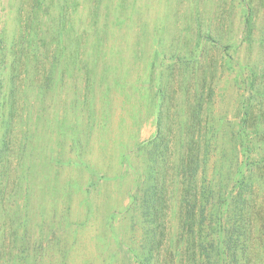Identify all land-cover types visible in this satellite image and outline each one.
<instances>
[{
  "label": "rangeland",
  "instance_id": "obj_1",
  "mask_svg": "<svg viewBox=\"0 0 264 264\" xmlns=\"http://www.w3.org/2000/svg\"><path fill=\"white\" fill-rule=\"evenodd\" d=\"M0 228L27 264H264V0H0Z\"/></svg>",
  "mask_w": 264,
  "mask_h": 264
},
{
  "label": "trees",
  "instance_id": "obj_2",
  "mask_svg": "<svg viewBox=\"0 0 264 264\" xmlns=\"http://www.w3.org/2000/svg\"><path fill=\"white\" fill-rule=\"evenodd\" d=\"M46 145H49V144H46ZM45 151H48V150H51L50 147L48 146H45L44 147ZM69 159H63L61 160L60 158H57V157H53L52 155H47L45 156V163L49 166V167H52L54 169L60 167L62 168V166L65 164V163H70L68 162ZM55 164V167H53ZM58 166V167H57ZM2 226V224H1ZM3 228V227H2ZM1 229V228H0ZM231 235V234H230ZM0 238H1V241H2V244H11L15 241H20L19 243L23 244L24 243V236L22 237V239L20 240L18 238V235L16 236L15 239L11 240L10 242L8 241L9 238L7 237L6 233H5V229H3L1 231V234H0ZM26 239V238H25ZM17 244V243H16ZM15 244V245H16ZM18 249V254L17 253H13L12 251L14 250V248L10 251H8L5 247V250L3 252L0 253V264H27V260H28V251L25 252V250H21L19 249V247H17ZM141 263V262H140Z\"/></svg>",
  "mask_w": 264,
  "mask_h": 264
}]
</instances>
